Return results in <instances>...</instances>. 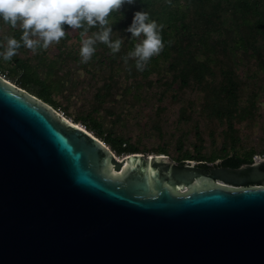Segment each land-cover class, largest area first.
Masks as SVG:
<instances>
[{
    "label": "water",
    "instance_id": "95a60500",
    "mask_svg": "<svg viewBox=\"0 0 264 264\" xmlns=\"http://www.w3.org/2000/svg\"><path fill=\"white\" fill-rule=\"evenodd\" d=\"M129 154L0 76V264H264V156Z\"/></svg>",
    "mask_w": 264,
    "mask_h": 264
},
{
    "label": "rangeland",
    "instance_id": "374dc122",
    "mask_svg": "<svg viewBox=\"0 0 264 264\" xmlns=\"http://www.w3.org/2000/svg\"><path fill=\"white\" fill-rule=\"evenodd\" d=\"M65 30L66 36L59 44H53L46 50L38 48L32 52L21 47L11 60L5 61L0 57V76L22 87L19 76L11 75L10 71L16 68L15 61L18 58L27 60L33 67L37 66L41 78L52 74V95L57 102L53 107L59 113L62 112L73 121L77 117H93L89 120L96 119L105 134L112 132L114 137L124 138L136 145L138 152L147 156L158 153L159 147L166 146L165 154L178 161V157L186 150L193 151L196 128L205 138L206 154L213 153L221 146L224 123L210 121L203 113V91L187 87L180 89L178 82L171 83V86L164 82L171 79L172 75L167 61L160 58L158 62H151L150 73L145 76L137 69L134 59L125 62L124 57L132 50L123 45L119 54H112L107 45L98 42L94 55L87 63H83L80 47L84 30L70 27ZM14 31L15 28L10 25L2 24L0 44H6L5 37H12ZM96 31V28H91L87 35L91 36ZM124 42L128 43L126 40ZM251 52L240 51L236 68L240 75L248 77V87L257 91L255 117L238 121L235 126L242 140L240 147L243 150L254 149V158H257L264 156L261 153L264 149V67L259 66L258 55L255 57ZM159 78L161 81H157ZM105 84L110 85V95L99 109L92 111L97 106L96 93ZM24 89L38 96L36 87ZM242 99L245 102L244 97ZM77 123L86 126L82 120ZM210 129L215 130V137ZM90 131L106 142L103 134ZM180 139H183V144H179ZM128 154L122 152L118 156ZM221 160L218 158L215 162Z\"/></svg>",
    "mask_w": 264,
    "mask_h": 264
},
{
    "label": "trees",
    "instance_id": "16d2710c",
    "mask_svg": "<svg viewBox=\"0 0 264 264\" xmlns=\"http://www.w3.org/2000/svg\"><path fill=\"white\" fill-rule=\"evenodd\" d=\"M137 11L148 12L150 20L164 25L161 32L163 51L152 57L141 72L148 76L150 63L164 59L172 74L171 79L164 82L170 86L178 82L180 89L187 87L203 91V113L210 121L218 120L225 125L222 131L224 140L211 154L204 152L205 138L196 128L193 151L186 150L178 157L179 161L189 159L204 163L222 158L224 164L232 167L251 163L256 152L240 147L242 140L235 124L255 117L257 91L248 87V77L237 72L236 64L241 50H251L252 55H258L259 66L264 67V0H171L170 3L169 0H135V3L123 5L120 12H113L108 18L109 26L113 28L112 40H126L128 43L124 42L122 46L130 50H134L139 38H132L126 29ZM2 24L5 23L0 18V26ZM21 35L22 31L15 28L12 37L20 40ZM15 64L16 68L10 73L19 76L23 88L36 87L40 98L57 105L52 95V74L41 78L37 66L33 67L23 58H18ZM109 88L110 85L105 84L97 91V106L92 111L99 109L110 95ZM89 118L93 117H77L74 122L82 120L89 131L103 134L118 154L139 151L136 145L124 138L114 137L112 132L105 134L98 121H90ZM210 133L215 137L214 129H210ZM182 142L183 139H180L179 144ZM157 151L166 153V146L159 147Z\"/></svg>",
    "mask_w": 264,
    "mask_h": 264
},
{
    "label": "clouds",
    "instance_id": "9594fccd",
    "mask_svg": "<svg viewBox=\"0 0 264 264\" xmlns=\"http://www.w3.org/2000/svg\"><path fill=\"white\" fill-rule=\"evenodd\" d=\"M133 3L135 0H0V18L22 31L20 40L5 37L6 44H0L3 48L0 57L11 60L22 46L36 52L38 48L46 50L59 44L66 36L65 26L84 30L81 33L84 37L80 47L81 62L87 63L91 59L98 42L107 45L113 54L118 53L124 40H112L113 28L109 26L108 18L113 12H120L123 5ZM91 28L97 31L88 36ZM163 28L164 25L156 20H150L148 12H135L126 31L132 38H139V42L124 57L125 62L134 59L137 69L143 71L151 58L163 51Z\"/></svg>",
    "mask_w": 264,
    "mask_h": 264
},
{
    "label": "flooded vegetation",
    "instance_id": "af4514ba",
    "mask_svg": "<svg viewBox=\"0 0 264 264\" xmlns=\"http://www.w3.org/2000/svg\"><path fill=\"white\" fill-rule=\"evenodd\" d=\"M179 161V160H178ZM179 162H182V161H179ZM200 166H201V168H203V169H206L207 170V172L208 173H211L212 172V170L215 168V167H218V166H228V165H226V164H224L223 162H222V160L221 161H217V162H215V161H208V162H204V163H200ZM112 168V167H111ZM112 170V169H111ZM116 172V171H115Z\"/></svg>",
    "mask_w": 264,
    "mask_h": 264
},
{
    "label": "bare ground",
    "instance_id": "6f19581e",
    "mask_svg": "<svg viewBox=\"0 0 264 264\" xmlns=\"http://www.w3.org/2000/svg\"><path fill=\"white\" fill-rule=\"evenodd\" d=\"M69 119V118H68ZM69 120H71V119H69ZM78 125H80V126H82L81 124H79V123H77ZM82 127H84V126H82ZM130 156H131V154H128V155H126V156H124V157H120V156H118L119 157V159H125L126 161H128L129 160V158H130ZM153 155H150L149 156V158H151Z\"/></svg>",
    "mask_w": 264,
    "mask_h": 264
},
{
    "label": "built area",
    "instance_id": "2783aa9c",
    "mask_svg": "<svg viewBox=\"0 0 264 264\" xmlns=\"http://www.w3.org/2000/svg\"><path fill=\"white\" fill-rule=\"evenodd\" d=\"M61 114L64 115L62 112H61ZM64 116H65V115H64ZM67 118H68V117H67ZM72 121H73V120H72ZM84 127L86 128V126H84ZM90 132H91V131H90ZM91 133H93V132H91ZM93 134H94V133H93Z\"/></svg>",
    "mask_w": 264,
    "mask_h": 264
}]
</instances>
